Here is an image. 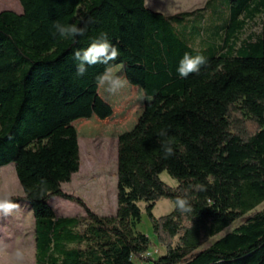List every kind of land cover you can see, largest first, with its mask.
Here are the masks:
<instances>
[{"label":"trees","instance_id":"16d2710c","mask_svg":"<svg viewBox=\"0 0 264 264\" xmlns=\"http://www.w3.org/2000/svg\"><path fill=\"white\" fill-rule=\"evenodd\" d=\"M19 3L20 14L0 12V167L14 165L24 196L13 200L32 212L36 264H264V209L203 247L264 203V20L255 39L236 46L247 23L264 15V0H208L172 16L145 0ZM196 19L207 28L193 26L191 36L201 38L189 41L185 27ZM55 23L87 31L63 39ZM101 33L119 49L114 63L138 69L144 82L143 112L117 139V209L110 217L61 190L79 171L77 131L68 119L95 108L85 95L100 93L105 68L86 66L77 75L74 52ZM185 53L203 55L206 64L182 78ZM131 85L116 95L134 100L139 87ZM166 141L174 148L167 158ZM163 172L179 186L165 184ZM185 192L191 213L173 208L153 216L160 199ZM53 197L78 204L84 215L56 218ZM138 202L150 203L145 214L164 249L155 260L145 257L150 239L133 231Z\"/></svg>","mask_w":264,"mask_h":264},{"label":"rangeland","instance_id":"374dc122","mask_svg":"<svg viewBox=\"0 0 264 264\" xmlns=\"http://www.w3.org/2000/svg\"><path fill=\"white\" fill-rule=\"evenodd\" d=\"M208 0H145L146 6L154 12L165 16L178 13L192 12L205 7ZM22 12L19 0H0V12ZM195 17V16H194ZM264 15L256 16L248 22L238 38L236 46L240 42L258 36ZM187 29V39L200 40L197 33L191 36L194 26L204 30V23L199 19L192 21ZM208 24V23H206ZM207 38V35H205ZM123 64L120 75L139 86L138 94L131 101L130 96L108 95L102 88L98 95H85V101L94 104L95 108L86 113L72 118L68 124L77 131L79 146V171L72 175L69 183L61 185L63 193L81 199L85 205L96 215L110 217L115 215L117 209V139L118 136L131 131L139 120L144 108V92L142 75L138 69ZM138 71V72H137ZM136 81H139L138 83ZM68 103V106H71ZM107 172V175H105ZM160 179L168 186L175 187L176 183L163 172ZM106 181V182H105ZM0 193H10L13 198L21 199L24 195L17 180L14 165L8 164L0 167ZM18 209L7 217L0 216V242H6L9 250L21 248L25 251L26 264H36L35 261V221L29 206L24 201L15 202ZM150 203L138 202L137 207L141 213L140 222L132 221L135 233L147 236L152 242L145 257L155 260L164 254V249L156 244L151 223L145 214V208ZM49 205L54 210L56 218L79 217L84 215L83 209L76 203L53 197ZM264 209V203L259 205L246 217L232 223L222 233L207 241L203 247L208 246L226 233L232 231L245 222L247 217ZM173 210L170 200L162 198L152 208L154 217L159 218L168 215ZM177 242V241H176ZM0 264H5L0 258ZM135 264H144L135 261Z\"/></svg>","mask_w":264,"mask_h":264},{"label":"clouds","instance_id":"9594fccd","mask_svg":"<svg viewBox=\"0 0 264 264\" xmlns=\"http://www.w3.org/2000/svg\"><path fill=\"white\" fill-rule=\"evenodd\" d=\"M54 27L59 37L63 39L75 40L76 37L85 35L87 31L86 25L81 27L76 23H55ZM119 55L118 47L108 40L107 34L101 33L86 49L74 52V59L79 62L77 75L82 76L86 71V66L105 65L103 72L97 77V84L108 95H116L121 90L132 87L127 77L120 75V72L123 70V64L114 63L118 60ZM204 64H206V58L203 55L198 54L193 56L185 53L179 61L177 72L180 77L186 78L189 74L198 72ZM136 87L139 86L137 85ZM160 135L162 137L166 136V130H161ZM164 153L165 158L174 155L172 141L165 142ZM174 183H176L177 187L179 186L178 180H174ZM194 188L201 191L204 190V186L199 184L194 185ZM172 204L173 208L182 214H188L193 211L188 192L177 196L172 201ZM16 209H18V205L12 199L11 194L0 193V216H10ZM0 258L4 259L5 264H26L27 259L23 249L15 248L9 250L6 242H0Z\"/></svg>","mask_w":264,"mask_h":264}]
</instances>
